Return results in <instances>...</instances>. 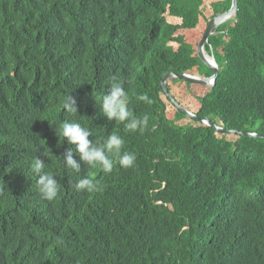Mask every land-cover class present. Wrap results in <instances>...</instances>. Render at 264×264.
Masks as SVG:
<instances>
[{
  "label": "trees",
  "instance_id": "obj_1",
  "mask_svg": "<svg viewBox=\"0 0 264 264\" xmlns=\"http://www.w3.org/2000/svg\"><path fill=\"white\" fill-rule=\"evenodd\" d=\"M230 5L0 0V264H264V136L229 131L264 134V0H237L209 36L212 87L159 85L167 71L213 74L197 46ZM114 80L133 115L148 116L143 132L103 113ZM64 123L85 127L92 146L120 136L134 165H88L60 136ZM43 173L59 183L51 201L37 189ZM86 176L100 190H78Z\"/></svg>",
  "mask_w": 264,
  "mask_h": 264
},
{
  "label": "clouds",
  "instance_id": "obj_2",
  "mask_svg": "<svg viewBox=\"0 0 264 264\" xmlns=\"http://www.w3.org/2000/svg\"><path fill=\"white\" fill-rule=\"evenodd\" d=\"M227 10H225V11H227ZM222 12H224V11H222ZM236 12H237V10H236ZM234 17L235 16L228 17L225 20H223L220 24H222V23L226 22L227 20L232 19ZM214 31L216 32V29ZM207 43H208V40L205 44H207ZM205 44H204V52H205L206 56H213L214 57L212 51L208 52L205 49ZM197 48H198V46H197ZM214 59H215V57H214ZM217 65H218V63H217ZM168 72L176 73L174 71H167L166 73H168ZM166 73H164V75ZM182 73L200 76L198 74H192L189 72H182ZM211 75H209V76L204 75V76L210 77ZM174 77H176V76H174ZM174 77L166 79L165 86H166V82L169 79H172ZM178 78H180V77H178ZM214 84H215V82H214ZM159 85H161L160 82H159ZM201 85H204V84H201ZM207 86H209V85H207ZM212 86H210V87H212ZM162 88H163V86H162ZM165 91H167V87H166ZM136 99H138L139 101L147 102L149 104L152 103V100L149 98V96L146 93L139 94L136 97ZM99 101L101 103L103 113L106 115V117L109 120L115 119L116 121L126 122L127 129H129L131 131L139 130L140 132H143L147 128L148 116L144 115L143 117H137V116L133 115L132 111L128 107V103H129L128 94L125 91L123 84L119 80H114L110 84V87L108 88V94L102 96L99 99ZM74 104H75V100H73L70 96H66L64 99V102H63V108L74 112L75 111V108L73 107ZM202 120L204 122V117L202 118ZM215 125L217 127H219L221 131L224 130L222 126H220L218 124H215ZM229 131L235 132V133L239 132L241 134H246L249 136H254L255 134L260 135L257 137L264 136L263 133H256L253 131H237L234 129H230ZM59 133H60V136L66 137L67 140L69 141V143L76 145L77 150L81 154V158L84 162H86L90 166L98 164L102 167L103 171L106 173L112 171L114 161L117 162L119 164V166H121L123 168H129V167H132L134 165V162L136 159L135 154L129 153L126 151H122L124 141L120 136H118L116 134H112V135L108 136L107 139L103 142V144L101 146L97 147V146L91 145V142L88 140V136L90 135L89 131L86 130L85 127L81 126V124H79V123H75V124L64 123L62 125V127L60 128ZM108 154H111V158ZM65 159H66L67 165H70L73 168L79 167L76 164V162L72 159L71 151H69V153ZM43 168H44V163L39 159H35L32 171L34 173H40ZM75 186L78 190H86L87 192H90V193L100 190L98 188L97 182H94L93 178H89L87 176L85 178L79 179ZM163 186H164V182H162V187ZM37 189H38V191H39V193L43 199L51 201L58 194L59 183L53 175H51L49 173H43V174L38 175Z\"/></svg>",
  "mask_w": 264,
  "mask_h": 264
},
{
  "label": "water",
  "instance_id": "obj_3",
  "mask_svg": "<svg viewBox=\"0 0 264 264\" xmlns=\"http://www.w3.org/2000/svg\"><path fill=\"white\" fill-rule=\"evenodd\" d=\"M236 10H237V0H231V6L227 11H224L210 19V21L207 23V26L202 35V38L198 44V48H197L198 56L201 58V60L206 65H208L212 69L213 74L210 77H205V76H195V75L186 74V73L168 72L159 81L165 90H166V86H165L166 79L174 77V76L180 77L186 81H190L193 83H199V84H204V85H209V86L214 85L215 79L217 78V75H218V65L213 56H206L204 52V44L207 42L208 37L215 32L214 30L223 20H225L228 17L235 16ZM172 101L174 102L175 100L172 99ZM176 104L180 109L184 110L189 116L197 117L194 113H192L191 111H188L180 104L178 103ZM204 122L211 126H214L215 129L220 130V128L217 127L213 122H211L207 116H204ZM254 136H260V135L255 134Z\"/></svg>",
  "mask_w": 264,
  "mask_h": 264
},
{
  "label": "rangeland",
  "instance_id": "obj_4",
  "mask_svg": "<svg viewBox=\"0 0 264 264\" xmlns=\"http://www.w3.org/2000/svg\"><path fill=\"white\" fill-rule=\"evenodd\" d=\"M205 74L203 73V74H199V75L204 76ZM205 76H207V75H205ZM198 86L200 89L197 86H193L195 91L198 93V95H200L208 87L207 85H198Z\"/></svg>",
  "mask_w": 264,
  "mask_h": 264
},
{
  "label": "bare ground",
  "instance_id": "obj_5",
  "mask_svg": "<svg viewBox=\"0 0 264 264\" xmlns=\"http://www.w3.org/2000/svg\"><path fill=\"white\" fill-rule=\"evenodd\" d=\"M200 120V119H199Z\"/></svg>",
  "mask_w": 264,
  "mask_h": 264
}]
</instances>
